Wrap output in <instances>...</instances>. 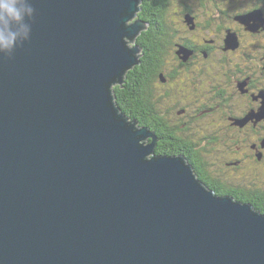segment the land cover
<instances>
[{
    "label": "water",
    "instance_id": "95a60500",
    "mask_svg": "<svg viewBox=\"0 0 264 264\" xmlns=\"http://www.w3.org/2000/svg\"><path fill=\"white\" fill-rule=\"evenodd\" d=\"M140 3L20 0L0 36V264H264V213L157 154L114 101Z\"/></svg>",
    "mask_w": 264,
    "mask_h": 264
},
{
    "label": "flooded vegetation",
    "instance_id": "af4514ba",
    "mask_svg": "<svg viewBox=\"0 0 264 264\" xmlns=\"http://www.w3.org/2000/svg\"><path fill=\"white\" fill-rule=\"evenodd\" d=\"M156 1L141 0L136 14L145 27L134 44L139 47V63L128 71L140 69L141 76L137 79H143L142 91L137 105L122 106L124 115L129 120L135 119L139 126L149 128L157 139V154L184 156L203 182L224 193L217 194L235 197L233 193L244 192L254 199L250 193L255 194L258 188L264 187L263 177L259 175V181H254L255 172L253 178L246 175L245 182L229 170L220 171L221 166L216 165L234 164L237 166L234 170H238L239 164L247 160L264 164V118L258 116L264 103V56L252 54L244 44L239 47L238 44L231 51L224 43L229 30L235 31L241 40L244 35L233 22L250 10H264V0H206L209 8L206 16L200 14L202 7L199 13L184 0L178 4L186 10L181 13L170 10L177 0ZM181 14L184 19L177 21L175 16ZM156 17L161 23H157ZM187 23L193 24V28ZM191 34L195 37L190 38ZM252 35L264 37V25ZM183 48L188 52L186 59V54L179 52ZM261 53L264 55L262 50ZM128 71L118 89H113L119 100L128 97L125 80L130 79L126 76ZM194 81L199 86L183 94L185 103L183 96L177 99L173 96L178 88L183 90L180 84ZM174 83L176 87L172 86ZM194 112L207 114L210 120L194 124ZM198 128L201 134L196 132ZM200 162L206 167L201 175L211 184L197 171L195 164L199 166ZM214 176L219 183L212 180Z\"/></svg>",
    "mask_w": 264,
    "mask_h": 264
},
{
    "label": "rangeland",
    "instance_id": "374dc122",
    "mask_svg": "<svg viewBox=\"0 0 264 264\" xmlns=\"http://www.w3.org/2000/svg\"><path fill=\"white\" fill-rule=\"evenodd\" d=\"M177 1L178 2H175L173 4V6H172V9L170 8V10H172L173 12H179V13H181L183 11H186L185 9L183 10V5H181V6L178 5L179 4V0H177ZM184 1L187 2L188 4H190L198 12H199V8L202 7L203 8V12L202 13L199 12L202 16L209 15V8H208V5L206 3V0H184ZM201 3H203V4H201ZM210 5H212V3H210ZM234 10H237V8H234ZM258 12H261V13H258ZM263 12H264L263 9L257 8V9L250 10L248 13H244L241 16V17H246L249 14V17L252 18V16L253 17H255V16L258 17L259 16L258 14L262 15V17H260V19L258 20V23L256 22L257 26L255 27V30L253 28H250V26H251L250 24L242 21L241 18L239 19V17H237V19H238L237 22H233V23L237 24V26L241 29V31H242L244 36H242V38L240 40L235 31L234 32L231 31V30L227 31L225 33V38H224L225 46L227 48H231V51H233L234 48H236L238 44H239L238 47L241 46L242 44H244L245 46H247L249 48V51L252 54L257 56V54L260 53L261 56H264L261 53V50L264 52V37H257V36L252 35V34H257V32L260 31V28L264 25V13ZM227 17L229 18L230 16H227ZM136 19H137V17L135 15L134 18L131 21H129L128 23L131 24ZM175 19L177 21H179L181 19L183 20L184 16L181 14L179 16H175ZM187 24L189 26H191V29L193 28L192 27L193 24H190V23H187ZM251 24L255 25V22L252 20ZM245 25L247 26V28H246ZM184 26L185 25H180L181 28L184 27ZM251 29H253V30H251ZM207 31L210 33V35L213 34L212 31H210V30H207ZM138 36H139V34L136 35L135 38L133 37L132 39L126 38V41H128L127 44L130 45V46H133L136 43V38H138ZM192 37H195V34H191L190 38H192ZM210 39H211V37H210ZM235 40H236V42H234ZM184 50L187 51V49L183 48V49L180 50V52H183ZM123 76H125V74ZM122 82H123V79H122ZM119 83L120 82L114 83L112 89H118ZM197 85H198V83L195 82V81L194 82H190L187 85L180 84L179 87L182 88L183 90L180 91L179 88H178L177 92L174 93L173 96H175L176 99L178 97H182L183 96L182 101H183V103H185L186 100H185V96L183 94L187 93L188 91H191L192 89L195 90L194 86H197ZM172 86L176 87V84L174 83ZM114 101L118 104L119 108L121 109V112L124 114L125 110H124V108H122V106L127 105L128 104L127 101L125 100V102H126V104H125L124 101L122 102V100H119V98H116V97L114 98ZM193 116H194V120H195L194 124H196V123L200 124L202 121L204 123V122H208L210 120V118L208 117L207 114L201 115V114H198L197 112H194ZM196 132L198 134H201L200 128H198L196 130ZM150 139H152V137H150ZM156 143H157V141H156ZM222 147L225 150H227V147L225 146L224 143H222ZM219 166H221L220 167V171L226 172V171L229 170L230 174H232L234 177L239 178L240 180H244L245 182H246V180L244 179V177L247 175V176L253 178L255 172L257 173V175H256L257 179H255L254 181H259V175H260V177L264 178V164H263V162H257L255 160L243 161V162H241L239 164L240 168L238 170H234V168L237 167V166H234V164H230V165L217 164L216 165V167H219ZM208 187L210 189L214 190L215 192H217L213 187H210L209 185H208Z\"/></svg>",
    "mask_w": 264,
    "mask_h": 264
},
{
    "label": "trees",
    "instance_id": "16d2710c",
    "mask_svg": "<svg viewBox=\"0 0 264 264\" xmlns=\"http://www.w3.org/2000/svg\"><path fill=\"white\" fill-rule=\"evenodd\" d=\"M149 2L153 3V2H157V1L156 0H149ZM146 12H148V10H146ZM156 19H157V17H156ZM156 21H157V23H161V22H159V19H157ZM165 27H168V26L166 25ZM160 30L161 29H158V31H160ZM134 67H135V65L132 68H134ZM126 76H128V78H130V79H125L127 81L126 82V85H127L126 94L128 95V97L126 98V101H127L128 105H133V104L137 105V97H138V94L140 95V93L142 91L141 84H142V80H143V79H137L138 77L141 76L140 69L138 67H136L133 71H130V72L128 71ZM151 80H153V79H151ZM147 83H148L147 85L149 86V82H147ZM123 101L125 102V98L122 99V102ZM125 104H126V102H125ZM133 115L135 116V114H133ZM195 167H196L197 171L200 173V176L202 177L201 172H204L206 170L205 163L200 162L199 166L195 164ZM214 174L216 175L217 173H214ZM203 179H205V178H203ZM205 180L210 183V181L208 179H205ZM212 180L215 183L220 182V180L216 176L212 177ZM261 188H258L257 193H255V194L250 193L254 199L249 197L244 192L237 193V194L233 193V195H235L236 199L251 202L257 209H259L262 213H264V190H263L264 187H261ZM214 189L217 191V193L224 194L221 190L216 189V188H214Z\"/></svg>",
    "mask_w": 264,
    "mask_h": 264
},
{
    "label": "clouds",
    "instance_id": "9594fccd",
    "mask_svg": "<svg viewBox=\"0 0 264 264\" xmlns=\"http://www.w3.org/2000/svg\"><path fill=\"white\" fill-rule=\"evenodd\" d=\"M22 12L20 0H0V24L3 25L0 36L12 35L10 29L15 21L21 19Z\"/></svg>",
    "mask_w": 264,
    "mask_h": 264
},
{
    "label": "bare ground",
    "instance_id": "6f19581e",
    "mask_svg": "<svg viewBox=\"0 0 264 264\" xmlns=\"http://www.w3.org/2000/svg\"><path fill=\"white\" fill-rule=\"evenodd\" d=\"M251 30H253V29H251ZM134 44V43H133ZM157 144V143H156ZM232 196V195H231Z\"/></svg>",
    "mask_w": 264,
    "mask_h": 264
}]
</instances>
